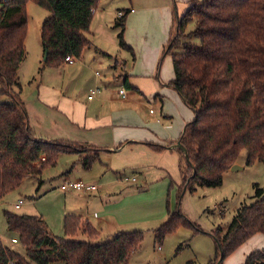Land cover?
Masks as SVG:
<instances>
[{
  "label": "trees",
  "instance_id": "obj_1",
  "mask_svg": "<svg viewBox=\"0 0 264 264\" xmlns=\"http://www.w3.org/2000/svg\"><path fill=\"white\" fill-rule=\"evenodd\" d=\"M28 2L49 13L40 42L47 52L42 68L52 69L67 65V59H82L91 47L88 36L99 6V0H0V96L10 101L0 103V201L26 180H38L45 169L56 167L62 155L77 156L85 171L99 161L100 151L92 146L36 139L23 104L13 95L21 91L17 72L26 59ZM187 7L180 19L174 13V29L163 51L171 55L174 69L169 86L195 115L178 140L188 158L177 149L182 176L178 198L184 189L194 193L220 187L242 152L246 166L264 162V0H189ZM127 14L115 20L114 29L120 48L133 55L123 39ZM254 190L255 200L237 211L225 233L221 227L211 232L216 255L206 264L220 258L222 264L249 239L264 235V190ZM4 218L25 256L0 241V264H127L144 240L140 231L124 232L92 245L75 240L79 233L93 241L100 234L79 217L65 216L63 239L52 235L42 217L5 212ZM186 227L200 233L181 213L171 214L155 230V242ZM243 264H264V248Z\"/></svg>",
  "mask_w": 264,
  "mask_h": 264
},
{
  "label": "rangeland",
  "instance_id": "obj_2",
  "mask_svg": "<svg viewBox=\"0 0 264 264\" xmlns=\"http://www.w3.org/2000/svg\"><path fill=\"white\" fill-rule=\"evenodd\" d=\"M171 1L173 4L174 0ZM164 2L166 1L99 0L98 12L109 13L108 17L113 29L118 12L124 14V12L131 11L130 6L148 10L150 8L163 9ZM176 10L179 11L173 7V19ZM25 11L28 19L25 39L26 59L18 75L22 95L27 96L30 93V82L36 88L41 80L49 81L54 77L55 81L59 83L61 78L60 72L55 69L42 68L44 57L40 35L42 23L49 17L48 11L37 7L32 2L26 4ZM158 28L160 27L156 25L149 32L153 33V38L161 40ZM173 29L174 26L170 30L169 36ZM192 29V26L188 27V31ZM115 33L118 34V30ZM116 35L113 41L106 44V51H109V54L118 61L119 67L122 65V60L128 59V69H130L132 58L120 48ZM88 39L91 41V46L95 48L98 40L95 35L91 34V30ZM153 44L151 43V50H154ZM166 47L167 44L164 43V50ZM94 48L91 51H95ZM137 49L143 53L144 46L143 48L137 46ZM133 51L135 52V49ZM161 54L155 69L159 80L168 82L173 79L171 55ZM111 67L113 68V66ZM101 69L102 66L93 69V71L103 74ZM105 70L107 71V68ZM65 78L67 77L65 76ZM160 89L168 94L172 103V111L169 113L175 118L174 121L171 119L165 124L164 129L168 128L169 131L179 135L183 123H188L187 120L192 116L191 110L181 100L179 101L178 97L171 98L172 91H165L159 87L158 92ZM82 91L83 88L76 93L80 97L79 101L86 103V92ZM121 105L118 106L126 107L125 104ZM150 110L156 112L154 116L149 115ZM138 115L143 124L155 123L156 118L159 117V108L145 104L138 108ZM49 122L54 124L51 120ZM152 153L146 154V156L135 155L128 148L119 155L100 153L99 161L95 162L90 171L83 170L77 156L62 155L58 159L56 167L45 169L38 180L32 178L26 180L18 191L8 194L5 200L17 202L18 199L23 198L25 203L21 210H17V213L29 215L28 213L32 212L39 217L42 216L52 235L60 239L64 238V216L70 214L77 218H81L77 215L82 214L81 219L99 231V238L94 241L89 240L81 233L75 239L92 245L108 242L116 233L140 231L144 239L140 251L135 253L127 264H187L188 261L195 264H206L216 255L215 242L210 236L211 232L217 227H221L225 233L237 211L255 200V186L264 190V162L246 166V151L242 152L238 161L245 165L243 171L233 172L230 168L224 174L220 187L215 189L196 188V192L185 191V194L178 198V188L182 183L179 153L177 151ZM134 169L141 172L136 174V183H132L135 182V179H132ZM65 170L68 171L65 173ZM115 173H119L122 177L126 175L124 178L132 180L126 182L121 177L123 182H118ZM69 176L71 179L81 178L85 185L97 184L98 191L94 195L84 197L87 195L80 192L78 194L81 195H75L72 191L62 190L61 187L68 183L66 178ZM38 189L39 191H37ZM29 197L30 199H27ZM3 209L15 211L9 204L0 207V232L4 231L5 233ZM178 212L193 223L200 233H195L192 228L188 227L179 228L166 236L160 244L156 243L155 230L165 224L171 214ZM15 247L22 248L21 245ZM263 248L264 235H255L235 250L222 264H243L249 254L261 251ZM20 255L25 256L24 253Z\"/></svg>",
  "mask_w": 264,
  "mask_h": 264
},
{
  "label": "crops",
  "instance_id": "obj_3",
  "mask_svg": "<svg viewBox=\"0 0 264 264\" xmlns=\"http://www.w3.org/2000/svg\"><path fill=\"white\" fill-rule=\"evenodd\" d=\"M165 1L162 6L163 9L150 8L148 10L137 7L132 8L130 6L131 11L124 12L128 14L123 38L125 39L126 46L132 50L134 55L124 50L132 58V66L130 69H128V59L122 60V65L119 67L118 61L109 54V51H106V44L113 41L117 34L115 31L117 30L114 27L112 29V24L108 17L109 13L104 11L98 12L97 10L91 24V34L95 35L98 40L97 46L95 48L91 46L88 50L84 51L82 59L75 60L73 65L67 64L55 69V71L60 72L61 82L58 83L52 77L49 81L41 80L40 84L36 85V88L30 82V93H28L30 96L27 95L28 97L22 95V91L21 93L13 91V95L15 97L18 96L19 102L24 106L29 127L36 139L44 141L65 140L92 146L99 149V156L100 153L119 155L127 148L135 155L138 154L141 156H146V154H151L152 152H178L177 149L182 152L178 146V140L182 136L185 126L195 120V115L191 111L192 116L187 120L188 123H183L179 135L176 132L169 131L170 129L168 128L164 129L165 124L171 121V119L174 121L175 118L169 113L172 111V103L168 98V94L162 92L161 89L158 92L159 87H162L165 91H172L171 98L174 96L179 98V96L169 86V83L175 77L174 69L173 79L168 82H163L159 80V75L155 67L162 55L161 53H163L164 43L167 44L171 37L172 32L170 36L169 32L174 26V23H172L173 7L179 9V11H176L180 19L188 8L187 3L189 0H174L173 4L171 0ZM117 17L119 18V12ZM156 25L160 27L157 31L160 33L161 40L156 37L153 38V33L149 32ZM151 43H154L152 45L154 50L150 49ZM137 46L142 48L144 46L143 53L137 49ZM92 48L95 51H91ZM133 49H135V52ZM23 63L20 65L18 72H20ZM101 66L103 74L93 71V69L100 68ZM106 68L107 71L105 70ZM97 73L99 76L96 75ZM58 76L56 77L58 78ZM18 80L20 84L19 75ZM82 88V92H86V103L80 102L78 99L80 97L76 93ZM94 88L97 89V94L93 99L88 101L89 92ZM121 89L125 90V98L119 96ZM178 100L180 101L181 99L179 98ZM8 101L9 99L0 96V103H6ZM181 101L183 102V100ZM121 104H125L126 107H119L118 105ZM145 104L150 106L154 105L159 108V117L156 118L155 123L152 122L147 125L141 121L138 115V108ZM183 104L186 106L184 102ZM148 113L154 116L156 112L150 110ZM50 120L54 124H50ZM150 145L158 146L161 151L152 150L148 147ZM135 150L137 151L134 152ZM236 165L242 168L241 171L245 168V165L239 163V161ZM67 171L65 170V173ZM137 173L141 172H137V169H134L132 179H135V182L132 183H136L137 178L135 177ZM115 177L119 179L116 181L123 182L122 178L126 177V175L122 177L119 173H115ZM66 179H68L67 182L83 183L81 178L71 179V176H69ZM92 185L97 187L96 191L92 193H84L81 191L72 192L75 195L79 192L87 195L84 197L94 195L98 191L99 186L95 183H92ZM6 197L0 201V207L9 204L15 212L3 209V217L5 212L26 215L17 213V210H21L22 205L25 203L23 198L18 199L17 202H11V200H5ZM27 199H30V197ZM21 200L23 204L15 210L14 207ZM28 214L26 216H39L32 212ZM70 215L75 216L73 214ZM77 216L82 218V214ZM85 218L87 219V217ZM4 227L6 230L4 229L5 233L4 231L0 232L2 234L0 235V241L14 253L19 255L25 254L22 246V248L15 247L20 245V243L17 242L14 244L12 242L16 237L8 232L6 224ZM98 228H100L99 225Z\"/></svg>",
  "mask_w": 264,
  "mask_h": 264
},
{
  "label": "built area",
  "instance_id": "obj_4",
  "mask_svg": "<svg viewBox=\"0 0 264 264\" xmlns=\"http://www.w3.org/2000/svg\"><path fill=\"white\" fill-rule=\"evenodd\" d=\"M123 16V13L119 12V17ZM75 62V59H67V63L69 65H73ZM99 76V74H96ZM97 94V89H91L90 92H89V95H88V98L87 100L90 101L91 99H93L95 97V95ZM119 96L122 97V98H125L126 96V93H125V90L124 89H121L120 90V93H119ZM124 180L126 182H130L131 179L129 178H124ZM62 190H65V191H81V192H84V193H92L93 191H95L97 189V187L95 185H92V186H87V185H84L83 183L81 182H68L66 185H63L61 187ZM23 204V201H19L16 206L14 207L15 210L18 209L21 205ZM12 242L14 244H16L17 242L15 240H12Z\"/></svg>",
  "mask_w": 264,
  "mask_h": 264
},
{
  "label": "water",
  "instance_id": "obj_5",
  "mask_svg": "<svg viewBox=\"0 0 264 264\" xmlns=\"http://www.w3.org/2000/svg\"><path fill=\"white\" fill-rule=\"evenodd\" d=\"M43 61L45 62V61H47V52L46 51H44V53H43ZM178 146H179V144H178ZM180 147V149L182 150V152H183V154L185 155V159L186 160H188V158H187V154H186V150H185V148L183 147H181V146H179ZM242 170V168H240V167H238L237 165H234V166H232L231 167V171H241ZM183 192V194L181 195V197L185 194V189L182 191ZM221 258L218 260V262H217V264H220L221 263Z\"/></svg>",
  "mask_w": 264,
  "mask_h": 264
}]
</instances>
